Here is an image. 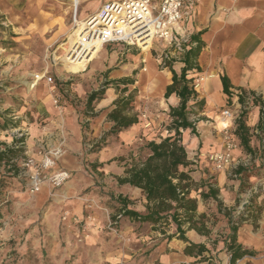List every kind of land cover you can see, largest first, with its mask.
<instances>
[{
    "label": "rangeland",
    "instance_id": "obj_1",
    "mask_svg": "<svg viewBox=\"0 0 264 264\" xmlns=\"http://www.w3.org/2000/svg\"><path fill=\"white\" fill-rule=\"evenodd\" d=\"M7 2L4 5L0 0V126L8 125L7 129H0V149L3 148L4 143L10 145L14 137L23 135L24 152L14 159L20 170L18 175L15 173L14 176L12 172H8L9 168L0 166V179L2 178L3 181L0 185V264L14 259L17 264H152V260L148 261L152 250L147 242L152 241L158 245L160 241H166L162 230H153L149 223H135L123 217L114 225L112 222L116 220L119 209L103 204L107 199L104 195L107 193L115 196L125 195L129 185L119 183V177L125 176L127 167L148 153L142 147L145 141L143 135L132 141L124 138L120 133L108 135L112 122L109 121L107 114L113 108V101L120 96L116 84L112 81L122 77L136 80L129 88L131 90L137 88L134 105L140 116L144 109H151L150 105L138 100L140 86L145 82L139 73L144 69L145 64L149 63L144 59L150 48L145 51L135 45L109 47L100 57L103 49L92 60L73 65L71 68L70 57L74 45L71 37L83 28L85 29L82 34L85 33V23L93 14L83 19L79 18V23L72 19L68 31L60 36L56 31L24 34L19 32V25L14 21L18 19L19 0ZM168 46L172 50V46ZM151 50L152 55L160 59V66L165 55L172 57L168 51L161 52L162 50L157 48ZM88 63L91 64L87 66ZM148 72H150L149 65ZM44 75L52 76L53 81L48 83L46 80L48 85L43 83L42 90L38 92L42 99H38L37 91L32 89L30 83L34 79L45 78ZM98 89L105 91L103 100L96 104L95 110H86L88 96ZM197 89L199 91L200 86ZM112 98L114 100L110 102ZM254 104L256 103L251 99L247 100L245 106H240L238 109V114L244 110L248 118L250 108ZM257 105H260V102ZM98 108L101 110H97ZM224 109L221 107L219 112ZM74 117H78L85 137L82 167L77 170L66 169L71 177L62 186L54 187L44 182L40 191L31 193L29 190L31 168L25 164L27 159H34L39 164L46 155H51L53 150L60 149V154L63 153L68 133L72 129L68 127V123ZM193 119L196 121L198 133L203 134L204 123L206 126L210 124L201 119L200 113ZM159 128L160 126L157 130ZM94 132L98 136H94ZM210 132H213V129ZM104 135H106L105 141L102 138ZM191 135L195 136L192 133ZM212 135V138L209 137V142L205 139L198 148L192 146L189 140L186 144L189 155L194 161L192 170L196 172V179H199L195 180L199 185L198 189L192 192V196L197 198L203 207L201 213L207 215V225L211 232L205 237V242L212 250V254L206 256V260L198 262L197 259L190 264H222L223 239L229 230L228 220L218 212L215 201L204 200L201 196L202 191L207 190V187L203 186L204 183H215L214 175L199 178L197 171L200 169L195 167L201 161V155L212 163L208 157L209 152L200 153L201 149L212 151L217 146L215 132ZM260 135L264 138V132ZM97 144H100L101 149L93 151ZM261 145V152L256 148L245 164L243 162L239 164L248 167V171L242 176L244 192L239 194V186L234 201V204L239 203L237 210H241L239 207L241 202L248 200L251 203L255 228L259 226L256 223L259 216L257 210L262 206L264 199V141ZM240 148L246 152L242 147ZM58 164L56 159L55 169H65L60 168ZM239 165L234 168L230 166L224 168L225 172H229L228 181L238 180L234 171ZM23 167H26V170L23 171ZM51 171L53 168L43 172ZM69 190L73 191L71 194H77L79 191V195L90 197L86 198V210L80 216H72L69 211L64 210L60 215V230L54 232L51 216L48 214L51 211L55 213L59 211L60 202L55 200L64 199L63 197L69 194ZM255 195L262 197L258 199L259 196ZM54 203L56 208H52ZM94 203L99 207L91 206ZM229 207L231 206H224V209ZM94 210L99 211L96 214H101V218L98 217L97 220L93 215V220L86 223L88 212ZM65 215H67L66 219H64ZM250 216L251 213L247 219ZM70 220L77 225L76 231L80 230L81 236L75 235L73 229L66 227ZM88 225L93 228H103L101 241L90 240L89 236L83 234V231L88 229ZM133 226L138 240H133L131 234L127 233ZM174 229L175 227L171 226L166 231L171 233ZM252 260L264 264V250ZM153 262L157 263V260L154 259ZM236 264L243 262L238 260ZM246 264L252 262L248 261Z\"/></svg>",
    "mask_w": 264,
    "mask_h": 264
},
{
    "label": "crops",
    "instance_id": "obj_2",
    "mask_svg": "<svg viewBox=\"0 0 264 264\" xmlns=\"http://www.w3.org/2000/svg\"><path fill=\"white\" fill-rule=\"evenodd\" d=\"M7 1L9 0H1L4 5L8 3ZM107 1L19 0V6L17 8L18 19H14V21L18 23L20 33L37 34L56 31V34L60 36L68 31L72 19H75L76 23H79V18L83 19L96 13ZM196 32H202L201 40L204 43V47L198 58L201 71H194L192 74L197 77L203 76L202 83L199 85V99L204 98L206 100V107L200 114L201 119L210 125L206 126V123H204V127L202 126L203 134L199 133L198 136H192L190 131H183V140L185 145L189 140L192 146L198 148L201 142H205V139L209 142V137L212 138V133L215 132L217 146L212 151H208V149H201L200 151V153H212L223 148L224 130H235L236 119L239 115L238 109L241 106L238 102V95L241 89L253 92L259 98L260 102L264 103V0H201L196 8L181 21L177 28L179 38L190 36ZM119 45L125 47L130 46L124 42L106 43L103 45V50L99 57L109 47H118ZM122 48L120 47V49ZM152 48L153 50H156V48L161 49V52L168 51L175 59L173 67L177 72H180L184 65L180 61L182 52L177 49L170 50L169 46L161 40L154 39L150 49L144 48L145 51L150 50V52L145 54L144 59L146 63H149L145 64L144 69L139 73L145 82L140 86L138 100L143 102V104L150 105L151 109H144L138 124L120 132L121 136H124V138L130 141L140 137V135L151 136L154 134L157 128L165 121L169 106L177 105L179 102L175 94L169 98H165V88L172 82V72L169 68L160 66V59L152 55ZM90 64L88 63L87 66ZM148 65L150 72H148ZM222 75H226L230 79L232 85L230 88L232 91L231 97L223 92ZM43 83L48 85L44 77L34 79L30 83L33 86L32 89L37 91L38 99H42L38 92L42 90ZM112 100L114 98L110 102ZM221 107H224V110L229 109L233 116L223 119V110L219 112ZM97 110H101V108ZM260 110V105H252L247 120L250 126V144H252L251 147L254 152L256 148L260 151L262 146L261 142L264 141V138L260 135L259 122L261 119L264 120ZM90 119L93 120L92 118ZM68 127H72V129L68 133L64 152L56 159L60 168L77 170L82 167L84 158V132L82 125L78 122V117L72 118L68 123ZM211 129H213V132H210ZM94 136H98L97 133L94 132ZM236 142L238 143V141ZM249 156V153L243 152L238 146L233 151L232 163L229 166L234 168L242 162L245 164ZM190 159L192 158L190 157ZM200 159L201 161L195 165L196 168L201 170L197 171L199 178L214 175L215 183H212V185L219 189V197L225 202V206H232L240 186V181H228L227 175L229 172H225L224 169L217 170L213 163H209L202 155ZM207 172L211 173L207 174ZM195 173L194 170L191 172L193 179L199 180L196 179ZM71 192L73 191L69 190V194L63 197L64 199L55 200V202H60L57 213L51 211L48 214L51 216V224L53 225L54 232L60 230V215L64 210L69 211L72 216H80L86 210V198L90 197L79 195V191H77V194H71ZM124 194V196H127L132 201V208L139 211L145 210L146 198L141 189L129 185ZM261 197L262 195L258 199ZM95 204L91 206H98ZM53 207L56 208L55 203ZM198 209H200V212H203V207L200 205V202H198ZM97 212L99 211L94 210L88 212L89 215L87 217H95L98 220V217L101 218V214L97 215ZM253 215L254 212L252 211L250 218L239 228L237 241L244 248L260 253L264 250V210L257 218L256 223L259 225L257 228L253 225ZM88 221V218H86V223ZM99 223L101 225V221ZM66 225L68 229H73L72 231L75 235L81 236V231H76L77 225L72 220ZM87 227L88 229L83 231V234L87 237L89 236L88 238L90 240L101 241V234L104 232L103 228H93L89 225ZM134 228L133 226L132 229H128L129 231L127 233L131 234L133 240H138V235L134 232ZM186 235L192 242L206 244V236L198 234L193 229L188 230ZM89 239L84 238V240ZM147 245L152 250L149 254L150 260H148H152V264H190L193 260H197L195 257L187 256L183 253L186 243L177 238H173L171 241L162 240L158 245L149 241ZM252 258L251 256H246L240 261L243 264H246L248 261L252 262V264H263L255 262ZM154 259L157 260V263L153 262ZM222 264H229L228 254L225 251Z\"/></svg>",
    "mask_w": 264,
    "mask_h": 264
},
{
    "label": "trees",
    "instance_id": "obj_3",
    "mask_svg": "<svg viewBox=\"0 0 264 264\" xmlns=\"http://www.w3.org/2000/svg\"><path fill=\"white\" fill-rule=\"evenodd\" d=\"M201 34L202 32L193 33L187 41L180 43L182 52L180 61L184 64L180 72H177L173 67L175 61L173 57H169L167 54L163 58L162 66L169 68L172 72V82L166 86L164 96L169 98L175 94L179 102L177 105L169 106L165 121L154 134L144 136L145 141L142 147L148 151L147 155L129 165L125 176L118 179L121 184H129L143 191L146 198L145 210L139 211L132 208V201L122 194L115 196L112 193H107L104 195L107 199L103 201L105 206L119 209L121 218L135 223H149L153 230H162L166 241H171L173 238L182 240L186 243L183 253L199 259L198 262L206 260V256H210L212 250L204 243L190 241L186 233L193 229L200 235L208 236L211 231L207 225L206 213L199 212L198 200L192 196V192L198 189L199 184L191 175L194 161L189 157L183 140V131H190L193 135L198 136L196 121L193 117L203 112L206 106V100L199 99V91L196 88L197 76L192 74L194 71H201L198 63L199 55L204 47ZM171 49L176 50L178 47L173 45ZM221 80L223 92L231 97L230 79L226 75H222ZM112 82L116 84V90L120 96L113 101V108L107 114L109 121L112 122V127L107 132L108 135L119 134L124 129L140 122V114L134 105L137 88L132 90L129 88L130 85L135 84L136 80L131 77H122ZM104 94V89L93 91L87 98L86 110H95L96 104L103 99ZM249 99L256 104L260 102L253 92L241 89L238 95L240 105L245 106ZM260 105L261 115L264 118V103L260 102ZM247 120L246 113L242 110L236 119V127L231 135L234 140L238 141L239 147L251 154L254 151L250 145L251 134ZM259 126L260 132H264V120H260ZM7 128L6 124L0 126L1 130ZM102 138L105 141L106 135ZM23 142V135L16 136L13 138L12 144L4 143L3 148L0 149V166L4 165L9 168L8 172H12L14 176L15 173L18 175L20 172L14 159L23 154ZM100 149V144H97L93 151ZM22 170H26V167H23ZM247 171L248 167L243 165H239L234 171L240 181L239 194L244 192L242 176ZM2 182L1 178L0 185ZM203 186L207 187V190L202 191V198L215 201L218 212L228 220L229 230L223 239V244L224 251L229 255V264H236L238 260L246 256H257L259 252L246 249L237 241L239 228L252 212L251 203H248L239 215H235L239 203L224 209L225 205L219 197V189L210 182L204 183ZM263 210L264 199L257 212L260 214ZM171 226H174L175 229L168 233L166 230ZM1 264H17V261L15 259L8 260Z\"/></svg>",
    "mask_w": 264,
    "mask_h": 264
},
{
    "label": "built area",
    "instance_id": "obj_4",
    "mask_svg": "<svg viewBox=\"0 0 264 264\" xmlns=\"http://www.w3.org/2000/svg\"><path fill=\"white\" fill-rule=\"evenodd\" d=\"M201 0H108L94 13L88 22H99L98 31L104 37L102 44L109 42H124L135 45L144 50V45L151 47L153 40L158 39L170 46L176 45L180 48L182 41H187L189 36L178 37L177 28L181 21L192 12ZM95 23V24H96ZM126 31H129L126 33ZM45 76V75H44ZM48 83L53 81L52 76H45ZM196 79V88L200 85ZM233 116L229 109L223 110L222 118ZM231 129H225L223 148L208 154L209 160L217 170H223L232 163L233 151L238 147L236 140L232 138ZM61 150L51 151L39 164L34 159H27L25 163L31 168L29 173V190L36 193L41 190L43 183L48 182L54 187L62 186L71 177L66 169H55L56 158ZM53 168L49 173L44 170ZM42 170V171H41ZM248 200L240 203L241 210L235 213L239 215L248 204ZM67 215L64 216V219ZM89 221L92 217H87ZM121 214L116 216L112 224H117ZM76 220V218H74Z\"/></svg>",
    "mask_w": 264,
    "mask_h": 264
},
{
    "label": "bare ground",
    "instance_id": "obj_5",
    "mask_svg": "<svg viewBox=\"0 0 264 264\" xmlns=\"http://www.w3.org/2000/svg\"><path fill=\"white\" fill-rule=\"evenodd\" d=\"M95 23L96 22L90 23L86 21L85 33L82 34V31L85 29L83 28L80 30V32L75 33L71 37V40L73 41V44H74L72 55L70 57L71 68L73 67V65L82 64L84 62L92 60L103 49L102 42H103L104 37L100 34L97 28V25L99 22H97L96 24ZM80 25L82 27V24ZM128 32L129 31H126V33ZM148 47H149V44L144 45V48L147 49ZM87 50L89 51L86 52Z\"/></svg>",
    "mask_w": 264,
    "mask_h": 264
},
{
    "label": "water",
    "instance_id": "obj_6",
    "mask_svg": "<svg viewBox=\"0 0 264 264\" xmlns=\"http://www.w3.org/2000/svg\"><path fill=\"white\" fill-rule=\"evenodd\" d=\"M88 20H90V17H89V19Z\"/></svg>",
    "mask_w": 264,
    "mask_h": 264
}]
</instances>
